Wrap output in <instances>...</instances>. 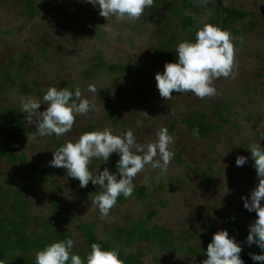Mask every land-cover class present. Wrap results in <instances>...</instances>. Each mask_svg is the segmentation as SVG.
<instances>
[{
  "label": "rangeland",
  "instance_id": "obj_1",
  "mask_svg": "<svg viewBox=\"0 0 264 264\" xmlns=\"http://www.w3.org/2000/svg\"><path fill=\"white\" fill-rule=\"evenodd\" d=\"M33 1L34 18L29 13L28 0H0V150L8 144L13 153H25L44 168L50 165L60 144L75 142L85 132L110 128L114 135H120L132 130L137 142L147 145L156 141L162 128H167L174 140L169 150L175 157L164 176L151 167L138 174L135 189L147 188V197L140 201L133 194L125 204L117 202L104 220L92 203L91 189H99L98 185L90 182L86 188H80L79 181L67 177L65 169L47 174L44 180L37 176L27 180L30 171L21 172L20 161L3 157L0 192L5 197L0 193V216L12 218V204L26 197L27 213L35 218L28 230V245L46 247L45 235L50 230L52 243L71 238L75 241L74 253L82 258L90 251L80 230L83 224L88 231L94 229L98 238L111 243L116 242L120 229H130L141 220L150 231L170 232L172 239L166 248L154 239L136 241L133 246L118 243L127 253L141 250L144 264H203L213 234L224 230L230 213L239 217L243 234L240 237H247L249 225L258 217L243 207L241 197L249 196L259 183L257 173L251 174L254 161L247 150L254 143L264 147V24L260 23L264 18V0H224L226 6L257 17L236 25L234 78L215 80L217 95L213 97L200 99L191 93L173 92L171 100L160 97L155 81V74L163 72L166 63L176 61L160 57L156 50L166 43L167 37L177 33L179 26L164 8L154 3L157 13L146 9L144 13L149 15L143 23H117L115 18L108 21L100 16L99 10L84 0ZM215 1L209 0L212 10ZM196 18L204 26L209 21V11ZM107 23L119 33L114 39L105 31ZM172 24L174 28H170ZM25 54L29 55L28 61ZM110 66H123V70L113 73ZM9 73L15 84L7 80ZM62 82L71 91L79 88L82 98L95 104V110L78 116L71 132L63 137H41L36 127L38 114L29 124L27 113L21 112V98L31 96L41 101L38 111H45L44 94L49 87L58 89ZM22 83L27 85L26 91ZM90 84L97 89L95 95L88 91ZM106 89L111 90L113 109L101 99L100 93ZM220 108L225 111L223 114ZM204 112L209 124L223 125L205 141L180 121ZM15 113L27 121L21 145L6 134V129L14 128ZM177 119L172 132L171 125ZM241 155L248 157L249 162L237 167L235 160ZM115 156L118 155L112 154L106 164L94 159L90 170L94 175L98 167L101 171L107 167L116 172ZM228 169L231 172L227 173ZM230 175L234 178H227ZM261 203L264 206V201ZM54 205L64 208L58 212ZM153 210L158 216L148 222L147 216ZM35 233L40 235L38 239L34 238ZM127 239L123 233V240ZM36 253L33 250L27 258L35 259Z\"/></svg>",
  "mask_w": 264,
  "mask_h": 264
},
{
  "label": "clouds",
  "instance_id": "obj_2",
  "mask_svg": "<svg viewBox=\"0 0 264 264\" xmlns=\"http://www.w3.org/2000/svg\"><path fill=\"white\" fill-rule=\"evenodd\" d=\"M99 10V15L108 21L115 18L117 23L138 21L147 8L154 4V0H84ZM206 6L209 0H199ZM105 25V31L114 39L119 35ZM232 34L213 24H205L196 31L195 41L184 40L176 47V61L166 63L163 72L155 74L156 88L162 99L171 100L172 93L192 95L204 99L217 95L214 81L220 78H234L235 48ZM93 95L97 89L88 86ZM42 102L31 97L21 98V112L27 113L28 123H33L37 116V134L41 137H63L74 127L78 116H87L95 110V104L89 99H83L79 88L75 92L65 88L58 90L49 87L43 96L45 111H38ZM174 143L167 128L157 133L153 143L143 145L137 142L132 130L120 135H114L110 128L103 131L85 132L73 141H67L57 151L53 152L50 166L63 168L67 177L79 181L80 188H86L91 182L99 186L100 193L92 203L98 208L102 220L109 217L118 199L132 197L138 174L148 167L159 169L160 176L168 173L169 165L175 153L169 150ZM253 167L256 170L258 185L251 190L249 196H242L243 207L250 213L254 212L257 219L249 225L246 243L249 247L256 245L262 254H250L255 262L264 264V147L254 143L250 149ZM117 154L116 172L107 167L101 171L98 167L96 174L90 170L94 159L102 160V164L109 162L112 154ZM246 156H238L235 160L237 167L248 164ZM75 241L71 238L53 242L43 250L37 251L35 264H123L116 249H104L102 245L93 243L86 257L75 254ZM243 247L228 230H221L213 234L207 246V259L203 264H245L241 259ZM0 264H4L0 261Z\"/></svg>",
  "mask_w": 264,
  "mask_h": 264
},
{
  "label": "trees",
  "instance_id": "obj_3",
  "mask_svg": "<svg viewBox=\"0 0 264 264\" xmlns=\"http://www.w3.org/2000/svg\"><path fill=\"white\" fill-rule=\"evenodd\" d=\"M64 1V0H62ZM68 3V2H67ZM154 3L158 5L161 8H164V11L169 12L172 21L177 20L179 22V26L177 29V33L173 36L167 37L166 43L163 45L157 46L156 50L158 52V55L160 57H164V59H167L169 61H175L176 59V47L177 45L184 41V40H190L195 41V33L197 30L202 28L203 26L200 24L199 20H197V16L202 14L205 11H209V21L207 24H213L216 26H219L220 28L229 31L232 36H236L238 34V31L236 29V25L239 22H242L246 19L252 18L256 19L253 14L241 11L236 9L234 6H226L224 3V0H216L214 5L215 9L212 10L213 4L208 2L205 5L201 4L199 0H154ZM27 7L29 9V13H31L34 18L35 14V2L33 0H28ZM150 13V11H153L157 13L158 8H156L154 5L150 8H147ZM146 15H149L147 13H144L142 17L139 19L141 20V23L144 22V20L147 18ZM260 21L261 24H264V18H261ZM164 20V19H163ZM166 21V20H164ZM164 24V23H163ZM166 27V24H164ZM170 28H174V25L172 24ZM166 32V31H165ZM8 34V32H7ZM45 47L46 46H42ZM45 50V49H44ZM25 60H29V55L25 54L24 56ZM110 70L113 73L122 72L123 66H110ZM135 68V67H133ZM139 68V67H137ZM7 80L11 81L15 84L14 77L11 75V73L6 74ZM261 76V75H260ZM23 88H28L25 83H22ZM68 88V84L66 82H62L58 90ZM74 92V91H73ZM111 90H102L101 91V99L106 103V105L111 109L114 108L115 104L112 100L109 99ZM6 110V108H4ZM220 112V114H223L225 111ZM15 124L13 125L14 128H9L8 131L6 129V134L11 137V139L18 143L19 145L22 144L24 134L26 132L27 128V121L20 117L18 113H15ZM207 115L206 113L198 114V116H194L190 119H183L180 120L181 122L185 123L190 127L196 134L197 137L202 139L203 141L209 139L212 135V132L216 129H222L223 125L215 126L212 124H209L206 121ZM179 122L177 119L175 123H172L171 125V131L174 132L176 129V124ZM5 134V135H6ZM63 146V144H60L58 149ZM214 149V145L212 147ZM3 157L9 158L10 161H20L21 167L20 171L25 172L26 169H28L30 172L26 175L27 180L30 179L32 176H37L40 180H44L45 176L49 173L58 172L64 170L63 168H56L52 166L47 167H41L40 163L33 162L28 159L25 153H21L20 155H17L12 152V149L8 144H5L2 150H0V160ZM179 160L182 161V155L179 153L178 155ZM53 159V158H52ZM51 159V160H52ZM114 159L118 162L119 156H115ZM97 163H101V160H97ZM231 172V169L227 170V173ZM256 170L253 167L251 170V174H255ZM227 178H234L233 175L227 176ZM143 192V195H140V193ZM2 197L4 198V193L0 192ZM100 193L98 188H92L91 194L93 197L98 195ZM147 188H141L134 191V195H137L138 200L142 201L147 197ZM133 196V195H132ZM131 198V197H130ZM130 198L125 199L123 196H121L118 199V203L125 204L127 201L130 200ZM59 199V198H58ZM26 197L22 196L20 199H17L11 207V210L14 214L12 218L9 220L5 219V216H0V261H3L4 264H35V259L31 256L27 258V255H29L33 250L34 251H40L43 250L45 247L44 245H36V247H30L28 245L29 241V235L28 230L32 228L33 221L32 219H35L31 215L27 213V201ZM61 200V199H59ZM58 202V201H57ZM59 203V202H58ZM64 208V206L54 205V209L61 211ZM158 216L157 211H152L151 214L147 216V221H152L154 218ZM34 226V225H33ZM240 223H239V217L235 213H230L226 217V225L224 227V230H228L230 236H234L235 239L238 241L246 240L247 237H240V233L242 234V231L239 230ZM215 228V227H214ZM80 230L83 233V236L86 239V242L90 248V246L93 243H98L102 245L104 249H116L119 252V256L123 261V264H144V254L141 250L137 252H131L127 253L125 250L120 248L118 245L119 242H126L128 246H133L134 242H148L151 239L157 240V245L166 248L167 245H169L172 239V234L170 232H167L166 230H157L154 229L153 231H150L147 228V224L145 221H139L135 226H133L130 229L122 230L118 232L117 237H115V243H111L109 241H104L98 238L95 233L94 229H90V231L87 230V225L83 224L80 225ZM123 233H126L127 240H123ZM29 236V237H28ZM34 238H37L40 236H37L35 233ZM46 239L45 242L47 245H49V242L52 243V233L50 230L46 232ZM243 236V234H242ZM28 239V240H27ZM30 242V241H29ZM44 248H41V247ZM243 247V251L241 252V259L244 260L245 264H260V262H255L251 259L250 254H262L261 249L256 246L252 245L249 247L247 243L241 245ZM40 247V248H39ZM19 253V254H17Z\"/></svg>",
  "mask_w": 264,
  "mask_h": 264
}]
</instances>
